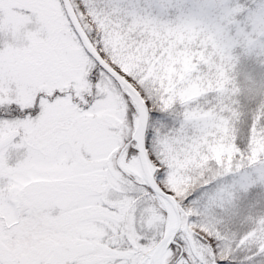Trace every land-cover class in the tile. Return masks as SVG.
<instances>
[{"label":"snow or ice","instance_id":"1","mask_svg":"<svg viewBox=\"0 0 264 264\" xmlns=\"http://www.w3.org/2000/svg\"><path fill=\"white\" fill-rule=\"evenodd\" d=\"M257 68L264 0H0V264H264Z\"/></svg>","mask_w":264,"mask_h":264},{"label":"rangeland","instance_id":"2","mask_svg":"<svg viewBox=\"0 0 264 264\" xmlns=\"http://www.w3.org/2000/svg\"><path fill=\"white\" fill-rule=\"evenodd\" d=\"M251 75L258 84L264 83V69L257 68L251 73ZM250 87H252V84L244 78L242 70L241 76L239 77V90L242 98H246L249 95L248 89Z\"/></svg>","mask_w":264,"mask_h":264}]
</instances>
